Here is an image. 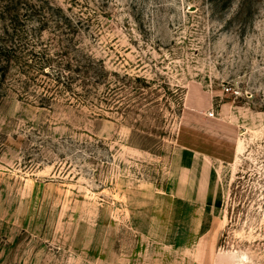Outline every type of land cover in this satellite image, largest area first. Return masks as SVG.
Wrapping results in <instances>:
<instances>
[{"label": "rangeland", "instance_id": "1", "mask_svg": "<svg viewBox=\"0 0 264 264\" xmlns=\"http://www.w3.org/2000/svg\"><path fill=\"white\" fill-rule=\"evenodd\" d=\"M14 28L104 79L0 97V264H264V0H0ZM183 146L218 173L190 206Z\"/></svg>", "mask_w": 264, "mask_h": 264}, {"label": "trees", "instance_id": "2", "mask_svg": "<svg viewBox=\"0 0 264 264\" xmlns=\"http://www.w3.org/2000/svg\"><path fill=\"white\" fill-rule=\"evenodd\" d=\"M5 33V38L0 37V97L6 94L7 89L15 90L14 86L20 97L36 98L45 106L54 100L55 93L71 90L78 78L85 88L89 87L87 81H91L89 85L94 86L104 79L102 73L92 74L95 61L91 57L81 54L80 60L74 65L68 53H61L57 54L58 61L53 65L49 53L35 50L39 43L37 39H28L17 28ZM72 73L78 76H70ZM42 76L50 81H44ZM51 81L55 83V88L50 85ZM84 92L77 94L81 102H86L90 90L85 89Z\"/></svg>", "mask_w": 264, "mask_h": 264}, {"label": "crops", "instance_id": "3", "mask_svg": "<svg viewBox=\"0 0 264 264\" xmlns=\"http://www.w3.org/2000/svg\"><path fill=\"white\" fill-rule=\"evenodd\" d=\"M180 150V173L174 196L176 200L190 206L203 199L209 191L210 184L218 179V173L212 160L199 149L183 146ZM196 229L197 223H194V230ZM188 236L189 233L185 237ZM176 243H180L179 240Z\"/></svg>", "mask_w": 264, "mask_h": 264}]
</instances>
